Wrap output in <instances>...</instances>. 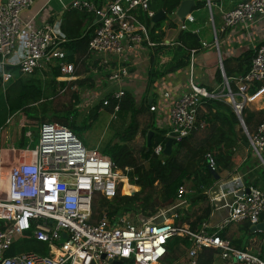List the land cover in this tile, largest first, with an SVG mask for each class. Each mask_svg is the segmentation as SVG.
Instances as JSON below:
<instances>
[{"label": "built area", "instance_id": "1", "mask_svg": "<svg viewBox=\"0 0 264 264\" xmlns=\"http://www.w3.org/2000/svg\"><path fill=\"white\" fill-rule=\"evenodd\" d=\"M150 2L103 0L98 6L94 0H71L66 7L94 12L95 29L88 43L86 62H95L96 69L104 72L108 70V80L118 85L103 98V105L123 96L122 82L130 77L126 65L110 68L111 62L133 45H141L143 40L153 44L145 21L155 12ZM32 3L33 0L0 3L2 86L14 77L15 66L21 74L40 72L43 76L56 68L59 71L56 81H72L78 76L75 62L67 58L69 50L62 46L69 37L60 28V18L36 24L21 17L23 9ZM139 11L142 19L138 17ZM257 18H264V0H243L222 11L224 26L249 27ZM212 44L217 46L216 38ZM194 51L192 48L191 53ZM7 65L12 68L6 69ZM230 79L236 89L231 88ZM256 81L260 84L254 85ZM65 88L66 85L60 90ZM263 90V43L255 47L245 73L229 78L223 72L222 82L212 88L194 80L190 63L188 90L171 99L168 106L171 128L164 136L178 141L205 128L206 121L200 115L209 98L227 101L242 119L244 105ZM163 96L166 99L169 92L164 91ZM148 108L154 111L157 106L150 103ZM117 109L115 103L114 110ZM245 128L249 146L264 166V117L253 131ZM36 134L34 142L33 132L25 131L26 145L0 144V264H114L113 260L151 264L163 259L168 240L173 236H186L190 241L184 249L183 264H197L198 252L203 247L217 251L222 264H264V258L257 252L237 247L220 234L233 221L248 220L250 224L264 221V185L240 182L227 187L221 200L228 212L213 227L207 218L196 229L175 222L177 208L185 203L186 193L193 191L183 184L177 187L172 203L160 207L153 216L143 218L137 214L134 219L131 213H120L111 221L105 207L94 217V207L102 198L111 200L118 188L121 193H128L126 185L137 179L133 167L119 166L97 147H87L65 124L43 121ZM164 143L157 142L153 153L163 152ZM203 158L207 167L216 172L213 152L205 151ZM19 239H35L42 247L6 255Z\"/></svg>", "mask_w": 264, "mask_h": 264}, {"label": "trees", "instance_id": "2", "mask_svg": "<svg viewBox=\"0 0 264 264\" xmlns=\"http://www.w3.org/2000/svg\"><path fill=\"white\" fill-rule=\"evenodd\" d=\"M96 1V0H95ZM169 1V0H167ZM98 2V0H97ZM177 0L174 1L176 4ZM202 1L197 2L199 6ZM170 10V9H168ZM164 18L157 21L153 26L147 23V32L154 43V45L160 47L161 39L163 38L164 31L161 29V25ZM92 22V21H91ZM168 27H175L172 22L168 23ZM95 26L91 24L88 29H77L67 31L69 40L62 46L70 51L67 56L69 60H73L76 64L75 72L77 74L81 72H87L91 69L89 62H86L88 57V43L91 39ZM179 45L177 47L182 49V53L179 57L175 58V62L171 66L165 68L162 72H154L158 76L164 74L167 71L176 70L179 67L185 66L190 58L189 50L192 47L197 48L199 42L196 35L191 31H180L178 35ZM146 43V40H144ZM254 54V50H245L242 54L236 57H225L223 61V70L227 77L231 78L235 75L245 73L250 65L251 58ZM231 61L237 63L236 66H230ZM14 67L12 68V70ZM53 71L45 76L38 73L33 74H21L14 73V77L6 81L5 89L2 91L1 78H0V144L7 145L14 143L17 146L27 144V137L23 134V130L27 127H35L36 131L40 124L44 121H56L67 125L69 128L77 130L78 126L75 125L73 118L76 116L77 111L73 104L70 102L62 108L50 107V101L54 100V97L58 94L69 93L70 100L73 103H77L80 100V87L87 85V81L90 78H76L72 81H56L55 76L59 74V71L54 68ZM1 72V67H0ZM154 76V75H153ZM216 80L220 84L223 80L220 69H217ZM91 83V82H90ZM89 83V84H90ZM75 84V88L71 86ZM260 82L256 81L254 85H259ZM66 85L64 90L67 92H60V89ZM230 85L232 89H236L234 80L230 79ZM212 88V87H208ZM108 94L105 95L107 97ZM103 98L100 99L96 108L103 104ZM115 103H118V111H125L129 113V121L124 127L123 131L119 134L120 141L110 142L101 148V152L110 156L112 160L119 166H131L137 174L135 183L139 186L138 190L132 194L121 193L118 188V193L110 200L102 198L99 204L95 205L93 210V216L96 217L100 214L101 208L107 209V215L113 220V218L126 211L135 213L141 211V217L146 218L153 216L160 206H167L174 200L177 187L181 184L188 186L194 190L195 199L206 198L204 189L211 185L213 182L215 171L210 170L204 161V158H197L199 154H203L205 151H213L217 166L219 170L231 169L236 164L239 156L238 152L234 149L236 146L243 144V141L247 139L246 134L243 132L241 126H239L238 116L233 106L225 100L216 98H209L203 103V109L201 110L200 117L206 121L205 127L208 128V133L202 138L199 145H188L187 136L176 141L172 147V151L168 156L159 157L153 153V146L160 141H166L164 136V129H157L155 124H152V136L150 139V145L146 143L140 148L139 157H137L131 146L127 143L134 138L137 133L139 124L137 120V114L142 112L144 106L148 107V101L138 103L135 96L127 90H124L123 96L119 99H110L108 104L104 107L113 111ZM28 118H33L40 122L37 127L31 124L21 123L19 118V112H22ZM151 111V110H150ZM152 117L154 111H151ZM10 115L9 120L5 121V117ZM11 115L17 119L15 124L9 126L8 131H4L5 126L11 122ZM242 119L249 132L253 131L261 119L264 117V109L252 110L247 107H243L241 111ZM18 127L22 130L16 135L15 131ZM88 124H84L87 126ZM236 126L238 130L236 131ZM150 129L144 130L142 133L146 136ZM35 131V133H36ZM25 133V132H24ZM240 142V143H239ZM187 146L186 158L180 159L178 153L181 147ZM236 145V146H235ZM175 146V149L173 150ZM194 162V168L191 169V163ZM264 175V169L261 172ZM135 185L130 186V190L135 189ZM128 190V189H127ZM210 206L206 205L199 214H195L189 210H186L176 222L180 223L183 220H189L190 227L192 229L198 228L201 221L208 218ZM193 216L192 219L190 217ZM115 222V221H113ZM250 222L245 220L243 228L249 231ZM259 233V232H256ZM262 234V233H260ZM223 235V232L221 233ZM176 241L179 242L182 251L189 244L188 237L175 236ZM25 245L28 248L40 245L42 243L35 239H23ZM32 245V246H31ZM243 248L242 245H235ZM16 250V244H13L6 252V255L14 254ZM184 250V249H183ZM173 248L171 244H167V253L165 257H173ZM216 251L210 247H203L198 252L197 264H212L213 256ZM260 256L264 258V253H260Z\"/></svg>", "mask_w": 264, "mask_h": 264}, {"label": "crops", "instance_id": "3", "mask_svg": "<svg viewBox=\"0 0 264 264\" xmlns=\"http://www.w3.org/2000/svg\"><path fill=\"white\" fill-rule=\"evenodd\" d=\"M70 1L71 0H33V3L29 7L23 9L21 17L23 19H31L36 24L44 21L53 22L57 18H60V28L66 35L67 31H70L71 29H88L89 26L94 23V12L81 11L69 7L66 8ZM174 1L175 0H151L150 2V7L154 11L160 8H163L165 11V17L161 25L164 35L159 44L160 47L156 46L157 44L154 45V43H144L143 40L141 45H133L129 50L126 49L125 53L120 55L119 58L114 59L111 62L110 68L116 67L118 64L126 65L129 68L130 77L122 82L124 90L130 91L135 96L138 103L147 100L148 106L150 103H154L157 106V109L154 110L153 117L147 105L146 107L144 106L142 112L137 114L139 127L134 136L135 139L133 138L134 143L141 141V133L144 130L151 129L153 123L156 128L159 129L162 122L166 120L168 121V106L171 99L182 95L188 90L190 63H192L193 78L197 83L205 85L206 87H215L218 84L216 80L217 69L219 68L220 71H223L224 69L223 58L236 57L242 54L245 50H254L257 45L261 43L264 44V18H257L249 27L241 25L224 26L223 24L222 11L232 9L237 3L243 0H195L194 6L191 8L190 12L185 15L184 19L179 18L174 13L180 0H177L176 4ZM199 1H202V3L197 6V2ZM1 2H3V0H0V3ZM95 3L98 6L102 5L103 0H98V2L96 0ZM194 9H199L197 14L193 11ZM169 14L175 16V18L166 20ZM188 16L191 17V19H189ZM199 20H201L203 24H206L209 21L210 33H208V35L212 34V38L201 35V29L204 26L198 25ZM145 21L146 25L148 22L150 23V17L145 18ZM169 22L174 23L175 27H168ZM182 23L185 24V27H181ZM180 31L193 32L197 37L199 46L197 48L192 47L195 48L193 53H191L192 48L188 49L190 58L185 66L179 67L176 70L167 71L160 76H158L157 73L154 74V72H162L165 68L171 66V64L175 62V58L184 53L182 49L177 47V45H179L178 35ZM215 38L217 39V46L212 44ZM203 42L206 44L204 45ZM69 54L70 51L67 56ZM220 63L222 64V68ZM90 65L92 70H88L87 72L80 71V73L77 74V78L85 77L90 78V82H97L95 76L97 75V72H103V70L97 69L98 71H96L95 62H90ZM230 66H236L235 68H238L235 61H231ZM107 71L108 70L103 73L107 75ZM221 74L223 77L222 72ZM2 87L4 88L5 86ZM116 88H118V85L111 82V89H109V92ZM164 91L169 92V96L166 99L163 96ZM155 93L158 94V97L160 98L158 104L154 101ZM80 97H82L81 92ZM244 106L252 110L264 109V90L256 98L247 101ZM147 111L150 112L151 121L149 123L150 126L144 129L140 125L139 115ZM115 112L117 111L113 109V117L116 116ZM157 112L163 115L162 119H156ZM9 117L10 115H7L4 122H6ZM156 121L157 123H155ZM239 126H241V124ZM145 143L146 137L144 144ZM237 149L239 156L234 167L231 169L225 168L220 171L218 170L214 173L218 174V178H214L211 185L204 189L206 198L195 199L193 198L195 196L194 190L187 192L185 203H182V205L177 208V216L174 217L175 220H177L186 210L199 214L206 205H209L210 211L207 219H209L210 225L213 227L228 212V207L223 204L221 200L222 193L227 187L240 182H245V185H264V175L261 173L259 166V164H261L260 161L258 162L254 158L249 159V153L247 154L245 149L242 150L240 146H238ZM237 177L239 178L236 179ZM228 181L230 184H227ZM131 185H135L136 188L129 191ZM186 187L189 188L188 186ZM138 188L139 186L136 183L130 182L126 185L125 191L132 193L138 190ZM160 207L165 208L166 206ZM160 207L158 209H162ZM124 213H130V211ZM132 215L135 214L132 213ZM138 215L141 216V214ZM192 218L193 216L190 217V219ZM180 223L189 224V220H183ZM244 223L245 220L233 221L224 227L220 231V234L223 232V235L228 237L234 245H242L243 248L251 249L259 255L260 253H264V231H250V227L248 231L243 228ZM15 244L16 250L23 249L19 252L28 249H41L40 245L28 248L25 245V241H21V239L17 240ZM183 249L180 256L176 259L177 264H183L185 261ZM16 250L14 253H17ZM163 258H165V256ZM158 263L162 264L161 262ZM212 264H222V260L217 251L214 253Z\"/></svg>", "mask_w": 264, "mask_h": 264}, {"label": "rangeland", "instance_id": "4", "mask_svg": "<svg viewBox=\"0 0 264 264\" xmlns=\"http://www.w3.org/2000/svg\"><path fill=\"white\" fill-rule=\"evenodd\" d=\"M199 9H194L193 11L195 12V14H197ZM138 17L139 19H142L143 16L142 14L138 13ZM175 16L169 14L168 18L166 20L169 19H174ZM209 22V21H208ZM203 24V22L201 20H199L198 25H203L204 27L201 29V35L208 37V38H212V34L210 33V27H209V23ZM212 33V32H211ZM95 69V68H94ZM14 73L17 74L18 68L15 66V68L13 69ZM96 71H98L96 69ZM104 72V71H103ZM102 71H100L99 73L97 72V75L95 76V79L97 78V82H91L87 81V85L80 87L81 89V93H82V97H80V100L76 103L72 102L70 100L69 97V93H62L60 90V92L62 94H58L54 97V100L50 101V107H56V108H62L64 106H66L67 104H69L70 102L73 104L74 108H76L77 114L76 116L73 118L74 123L76 126H78L77 130L72 129L77 136L82 140V142L87 146V147H97L99 149V151H101V148H103V146H105L106 144L110 143V142H115V141H120L119 139V134L121 133L124 129V127L126 126V124L129 121V113L125 112V111H118L115 112L116 116L113 117L112 111L100 106L98 108H96V105H98L100 99L104 98L106 94H108L109 89H111V82L108 80L107 75H105ZM41 74L40 72H35V75ZM42 75V74H41ZM90 83V84H89ZM2 86V85H1ZM5 86V85H4ZM153 87V86H152ZM151 87V89H152ZM5 88L2 87V91H4ZM63 92H67V90H64ZM154 101L157 102V104L160 102V98L158 97V94H154ZM204 107V106H203ZM162 114H160L159 112H157L156 114V119L158 120L159 118L162 119ZM18 120L25 124H31L37 127V125L40 123L38 122V120L33 119V118H28L27 116H25V114L22 112H19V118ZM17 121V119L14 117V115H11V122L8 123L5 126L4 131H8L9 126L11 127L12 124H15ZM44 121V120H43ZM139 121H140V125L145 129L146 127L150 126V121H151V117H150V112L147 111L145 113H142L139 115ZM162 121V120H161ZM157 123V121L155 122ZM84 124H88L87 126H84ZM240 125V124H239ZM19 124L17 123V129L15 131V134L18 135L19 131L22 130L21 127H18ZM171 128V124L166 120L164 122H162V124L160 125L159 129H164V130H170ZM27 129H29L31 132H33L34 134V142L37 141V132L35 127H27ZM27 129L23 130V134H25L24 132L27 131ZM236 129L238 130V126H236ZM236 130V131H237ZM208 133V128L205 127L203 129L194 131L193 133L189 134L186 138L187 140V144L188 145H199L201 143L202 138ZM145 135L144 133H141L140 139L141 141L138 143H134V139L130 140L129 142L127 141V143L131 146L134 154L139 157L140 154V148L144 145L145 142ZM10 143V142H8ZM174 145V144H173ZM5 146V145H4ZM236 146V145H235ZM238 146H236V148L234 149L235 151H237ZM240 148L245 149L246 153H249V159L254 158L259 162V159L254 155V153L252 152V149L250 146L246 147L243 144H240ZM175 149V146L173 148V150ZM187 146L184 145L183 147L180 148L179 153H178V157L180 159H185L186 158V150H187ZM159 157H165L168 156V154H165L164 152H161L160 154H156ZM203 154H199L197 156V158L201 159L203 158ZM196 163V161H193L191 163V169L194 168V164ZM260 166V170L262 172V170L264 169V167L259 164ZM222 173L224 174V172L222 171ZM103 208V207H102ZM141 212V211H138ZM135 215H132V217L134 219H136L138 217V215L136 213H133ZM176 237L173 236L168 240V246L171 244L172 248H173V257H165L163 259H160L159 262H161L162 264H177V258L180 256L181 254V246L179 245V242H177ZM23 239H21L22 241ZM23 250L21 249H17L16 252H19ZM251 250V249H250ZM252 251V250H251ZM255 252V251H254Z\"/></svg>", "mask_w": 264, "mask_h": 264}, {"label": "water", "instance_id": "5", "mask_svg": "<svg viewBox=\"0 0 264 264\" xmlns=\"http://www.w3.org/2000/svg\"><path fill=\"white\" fill-rule=\"evenodd\" d=\"M6 0H3V2ZM195 4V0H180L179 4L177 5L176 9H175V14L181 18L184 19L185 15L190 12L191 8L194 6ZM165 17V11L163 8H160L158 10H156L154 12V14L150 17V25L153 26L157 21L163 19ZM11 65H7L6 69L11 68ZM224 71V70H223ZM223 71L221 70V72L223 73ZM150 103V101H149ZM239 118V117H238ZM239 122L241 124V127L244 129L245 128V124L244 121L242 119L239 118ZM246 129V128H245ZM152 130L150 129L147 133L146 136V145L149 146L150 145V139L152 136ZM173 134V133H171ZM176 141L173 139L172 136H168L165 143H164V148H163V152L165 154H170L171 150H172V145L175 143ZM243 143L245 144L246 147L249 146V140L246 139L243 141ZM215 178H218V174L214 175ZM256 230H263L264 231V221H261L257 224H252L250 226V231H256ZM114 264H130V263H126L123 262L122 260H113Z\"/></svg>", "mask_w": 264, "mask_h": 264}, {"label": "clouds", "instance_id": "6", "mask_svg": "<svg viewBox=\"0 0 264 264\" xmlns=\"http://www.w3.org/2000/svg\"><path fill=\"white\" fill-rule=\"evenodd\" d=\"M101 106H103L104 107V105L102 104ZM238 116V115H237ZM239 119V118H238ZM245 124V123H244ZM246 126V125H245ZM243 129V128H242ZM244 132V131H243ZM240 143V142H239ZM217 172V171H216ZM135 183V181H131V183ZM133 193V192H132ZM132 193H125V194H132ZM131 213V212H130ZM136 213H138V214H141V212H136ZM132 214V213H131ZM250 225H252V224H250ZM263 258V257H262Z\"/></svg>", "mask_w": 264, "mask_h": 264}, {"label": "bare ground", "instance_id": "7", "mask_svg": "<svg viewBox=\"0 0 264 264\" xmlns=\"http://www.w3.org/2000/svg\"><path fill=\"white\" fill-rule=\"evenodd\" d=\"M151 264H159L158 262H152Z\"/></svg>", "mask_w": 264, "mask_h": 264}]
</instances>
